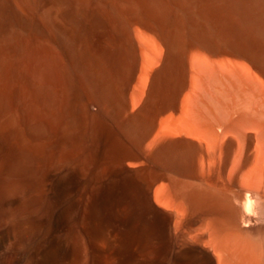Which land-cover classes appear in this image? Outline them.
<instances>
[{
    "label": "bare ground",
    "instance_id": "obj_1",
    "mask_svg": "<svg viewBox=\"0 0 264 264\" xmlns=\"http://www.w3.org/2000/svg\"><path fill=\"white\" fill-rule=\"evenodd\" d=\"M68 150L113 170L54 205ZM0 220L14 264H264V0H0Z\"/></svg>",
    "mask_w": 264,
    "mask_h": 264
},
{
    "label": "rangeland",
    "instance_id": "obj_2",
    "mask_svg": "<svg viewBox=\"0 0 264 264\" xmlns=\"http://www.w3.org/2000/svg\"><path fill=\"white\" fill-rule=\"evenodd\" d=\"M102 122L105 130L104 139L106 140L104 155H114L119 151L120 147H129L133 145L131 137L125 133V121L119 118V116L117 117V114L112 109L106 111L105 116L102 118ZM64 124H66L65 111L59 125L60 130H62ZM64 155L65 156L62 162H60L57 166V171L62 177L63 190L61 192L60 198L55 200L54 205H57L67 195L73 194L76 190H80L82 186L90 181L89 179H95L100 177L101 174L103 175L105 172L109 173L113 170L112 164L109 162L107 163V161L99 168L93 169L90 165L88 153L85 154L87 157L82 162L77 161L78 158L76 156L75 150H68ZM53 168L54 160L50 159L46 162L45 168L43 169V177L45 181H48L49 172L53 170ZM82 180H85L84 183ZM48 214L50 215V209L48 210ZM263 223L264 222H262V224ZM54 225L55 224L53 221L47 222L45 229L40 234L30 237L25 242L24 246L33 251H37L46 243L52 242V239L55 237V235L67 234L70 231V226L61 229ZM15 249L16 245L13 239L10 237V229L8 225L4 221L0 220V264H14L13 259L15 255ZM167 259L165 263L164 260H161V263L170 264L169 260Z\"/></svg>",
    "mask_w": 264,
    "mask_h": 264
}]
</instances>
